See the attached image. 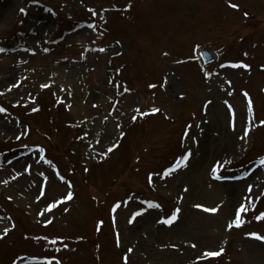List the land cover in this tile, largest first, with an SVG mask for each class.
Listing matches in <instances>:
<instances>
[{
    "label": "rangeland",
    "instance_id": "1",
    "mask_svg": "<svg viewBox=\"0 0 264 264\" xmlns=\"http://www.w3.org/2000/svg\"><path fill=\"white\" fill-rule=\"evenodd\" d=\"M3 39L0 264H264V0H0Z\"/></svg>",
    "mask_w": 264,
    "mask_h": 264
},
{
    "label": "snow or ice",
    "instance_id": "2",
    "mask_svg": "<svg viewBox=\"0 0 264 264\" xmlns=\"http://www.w3.org/2000/svg\"><path fill=\"white\" fill-rule=\"evenodd\" d=\"M230 6H231L232 8H237V7H238L236 4H231ZM129 7H131V6L129 5ZM21 11L24 12L25 10H24V9H21ZM245 15H247V13H245ZM2 51H4V49L0 48V52H2ZM102 51H103V49H102ZM240 66H241L240 64H234V65H233V67H240ZM243 66L246 67V68L249 67L248 65H243ZM43 87H48V85H43ZM117 87H119V86H117ZM150 87L155 88L156 85H151ZM9 90H11V89H9ZM125 91H127V89H125ZM245 95H247V93H245ZM248 103H249V110H251V101L249 100ZM0 111H5V109L0 108ZM33 111H38V109H33ZM152 111H153V113H156V112H159L160 109H159V108H153ZM135 119H136V117L134 116V117H133V120H135ZM261 124H264V121H261ZM247 135H248V132L245 131V132H244V136H242L241 139H243V138L246 137ZM112 150H113L112 148H109V149H108L109 152H111ZM40 151L42 152L43 149H41ZM188 155H190V153H189ZM181 159L186 161L187 156L182 157ZM261 163L264 164V158L261 159ZM179 165H180V161H177V166H179ZM86 170H87V169H86ZM171 171H172V170L169 169V172H171ZM212 171L215 172V171H216V168L214 167V168L212 169ZM216 178H220V177L217 176ZM61 179H63V177H61ZM150 179H151V177H150ZM4 183L7 184L8 181L5 180ZM65 199H72V192H71V191H69V192L67 193V196H66ZM61 202H63V201H61ZM52 206L55 207V204H53ZM120 206H121V205H120L119 203L115 204L114 207H113V209H112V211L115 212L118 208H120ZM196 207L199 208V207H202V206H201V205H196ZM49 210H51V209H49ZM205 210H206V211H210V212H216V211H218V209H217L216 207H213V208H210V209H205ZM242 211H245V208H244L243 206H241L240 209H239L238 211L234 212V220H233L232 222L228 223V225H227L228 228H232L234 225H235L236 227H240V226L242 225V221H241V218H240V213H241ZM178 212H179V209L176 210V213H178ZM141 214H142V213H140V212L134 213L133 216L129 219V223H133L134 220H135V217H136V216H139V215H141ZM176 218H177V216H176V214L174 213L173 216H172L171 218L165 219V220H163V221H161V222L170 225L171 223H173V221H174ZM257 218H258V219H264V214H261V215H260L259 217H257ZM49 223H51V221H49ZM102 223H103V221H100V224H102ZM7 231H8V229H4V233H5V234H7ZM250 235L254 236V237L257 238V239L264 240V236H260V235L257 234V233H251ZM54 242H55V241H54ZM173 247H175V245H173ZM192 247H195V245L193 244ZM132 251H133V249H129V252H132ZM222 251H223V250H221V251H208V252H205V253H204V256H205V257H215V256H219V255H221V252H222ZM127 259H128V258H127V256H126V257H125V261H127Z\"/></svg>",
    "mask_w": 264,
    "mask_h": 264
},
{
    "label": "bare ground",
    "instance_id": "3",
    "mask_svg": "<svg viewBox=\"0 0 264 264\" xmlns=\"http://www.w3.org/2000/svg\"><path fill=\"white\" fill-rule=\"evenodd\" d=\"M10 16V15H9ZM8 17V16H7ZM6 17V18H7ZM34 36L33 37H31V38H29V39H26L23 43V47H25V48H29L31 45H32V43H33V41H34ZM36 39V38H35ZM65 69H69L68 71H69V73L67 74V77H74L75 75H77L78 73H80L81 72V70H82V68L80 67V68H74V67H69L68 65H66L65 67H64ZM84 71V70H83Z\"/></svg>",
    "mask_w": 264,
    "mask_h": 264
},
{
    "label": "water",
    "instance_id": "4",
    "mask_svg": "<svg viewBox=\"0 0 264 264\" xmlns=\"http://www.w3.org/2000/svg\"><path fill=\"white\" fill-rule=\"evenodd\" d=\"M203 56L207 62L212 61V55L210 52L208 51L203 52Z\"/></svg>",
    "mask_w": 264,
    "mask_h": 264
}]
</instances>
